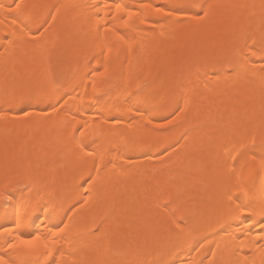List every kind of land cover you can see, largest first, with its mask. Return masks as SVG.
Segmentation results:
<instances>
[{"label":"bare ground","instance_id":"1","mask_svg":"<svg viewBox=\"0 0 264 264\" xmlns=\"http://www.w3.org/2000/svg\"><path fill=\"white\" fill-rule=\"evenodd\" d=\"M24 2L61 7L50 29L48 38L55 40V47L49 51L38 50L26 37L14 44L0 42V109L7 112V117L0 119V191L14 195L10 205L0 200V226L11 230L16 211L26 203L22 210L29 227L21 228L25 235L37 230L45 234L53 224H67L62 234L67 239L58 245L67 264H155L161 258L158 253L182 238L183 234L170 230L169 218L176 205L185 201L189 206L185 233L200 234L177 249L179 259L203 260L204 264L209 260L223 264L226 259L262 264L264 242L256 240L255 233L248 237L237 234L233 239L224 233L215 235L218 229L209 225L223 218L229 194L240 195L245 203L254 200L257 205L262 195L260 179L244 193L237 191L235 178L229 174L231 162L223 166L227 159L223 145L230 146L240 136L258 133L264 127V73L259 70V55L250 56L247 66L240 68L235 67L234 59V52L245 40L251 43V38L258 39L264 31V0H205L212 5L210 15L185 25H173L154 10L145 9L132 17L127 28L116 20L121 25L116 35L102 28L103 5L110 0ZM117 2L136 11L142 3L162 5L173 0ZM95 5H101L99 24ZM108 14H115L114 7ZM4 18L0 11V20ZM158 20L161 23L154 26ZM4 31L0 24V33ZM120 35L124 39H119ZM105 43L113 51L100 56ZM85 53L96 55L92 67L102 72L107 67L105 75L95 79V87L82 73L72 74L77 58L82 60ZM149 68L158 78L157 88L184 86L179 102L184 110L166 133L167 139L184 138L168 154L157 158L153 153L152 159L134 150L115 151L119 136L108 130L110 125L99 129L103 137L93 136L102 120L99 113L109 119L120 115L124 93L134 92ZM42 89L49 91L45 103L30 106L21 102L20 97ZM57 100L60 110L49 111L50 118H43L39 109ZM24 110L30 115L24 116ZM85 120L89 128L81 137L73 128H79L77 121ZM81 139L112 161L99 175L93 173L96 179L89 188L88 204L82 203L79 185L91 161L82 159ZM29 181L31 192L23 191L19 185ZM78 200L81 203L77 204ZM73 204L76 208L69 211ZM100 225L103 228L97 231ZM203 235L208 236L207 241ZM5 239L0 234V251ZM197 241H203V247ZM209 250L215 251L214 257ZM168 259H177V254Z\"/></svg>","mask_w":264,"mask_h":264},{"label":"snow or ice","instance_id":"2","mask_svg":"<svg viewBox=\"0 0 264 264\" xmlns=\"http://www.w3.org/2000/svg\"><path fill=\"white\" fill-rule=\"evenodd\" d=\"M37 7L43 9L42 12L37 13ZM61 5H28L24 0H12L11 3L5 4L0 0V11H3L5 18L0 20V24L4 25L6 31L0 33V42L6 41L8 44H14L16 40L21 37H26L28 42L36 45L38 50L49 51L55 47V40L50 39V29L54 26L57 20V13ZM97 9V23H100L99 11L101 5H95ZM115 9V14L109 16L108 10ZM104 22L102 28L105 32H112L113 35L118 33L121 25L116 24V20L122 22V26L127 28L129 21L133 16H139L145 9L154 10V12L163 17V19L170 21L173 25L191 24L193 21H200L206 19L210 13L212 5L205 2V0H173L171 3L154 5L151 3H142L138 9L134 11L129 6L117 2V0H110L109 3L103 5ZM141 23L144 20L141 19ZM161 21H154L153 24L159 25ZM33 25L35 27H33ZM155 30V27L153 29ZM101 28L96 29L99 36ZM124 39L122 35L118 37ZM106 39V37L104 38ZM105 49L107 52H105ZM113 51L112 47L105 43L101 47L99 55L106 56ZM259 55L260 72L264 73V31H261L259 38H251V43L245 40L243 45L234 52V59L236 61L235 67H246L250 56ZM96 55L89 56L87 53L83 55L82 60L77 58L76 68L72 70L73 77L83 74L90 80L95 87V79L104 76L107 72V67L102 72L99 68L92 67L91 61L96 59ZM229 66H232V61H229ZM52 84H55V78L49 77ZM139 79V78H138ZM157 77L151 75V68H149L148 76L136 84V90L126 91L124 95L126 99L121 102V114L112 116L111 119L104 116L101 111L99 116L102 120L97 124L98 131L93 132V136L100 138L104 136L102 129L104 125H110L109 131L115 132L119 136L118 146L114 149L119 151L120 148L127 150H134L145 155L149 159L153 158V153L158 158L160 155L168 154L170 148H174L179 143L181 136L176 140L166 138V133L172 130L174 126V118L184 109L179 107L180 99L182 98L183 85H174L167 89L157 88ZM264 80V78H262ZM49 99V91L41 90L36 94H29L20 97L21 102L32 104H43ZM15 100V97H13ZM66 104L67 101H64ZM62 105L57 100L56 103L48 102L46 108L39 109L43 118H50L48 113H57ZM167 112L168 115L163 113ZM24 116H29L27 110L23 111ZM81 115H83L81 113ZM7 117V112L0 109V119ZM79 123V128H73V132L80 133L83 137L84 132L89 128L88 121ZM119 129L117 132L116 130ZM257 134L260 139L257 140ZM186 135V134H185ZM162 137H165L162 139ZM74 140L76 136L72 137ZM95 143V139L92 140ZM226 155V160L223 161V166L228 167V162H231L229 174L235 178L237 191L244 193L246 189H250L257 179L261 181V199L257 205L255 201L245 203L240 195H228L227 209L223 214L221 220H217L215 225H209V228L215 227L218 229L215 235L219 236L221 233L231 236L233 239L237 238V234H243L245 237L255 233V239L264 242V127L259 129V132L253 131L250 136H240L235 143L223 145ZM80 152L82 159L91 161V167L83 173L80 179L83 181L79 188L83 189V204H88L91 199L89 188L95 181L96 175H99L102 168H107L111 159H106L104 153H97L95 149L90 148L88 143L83 139L80 140ZM111 152L108 153V156ZM88 185V187H85ZM23 191L31 192V182L19 185ZM14 199L12 191H0V200L6 205H10ZM179 199V198H178ZM81 203L80 200L77 204ZM175 203V202H174ZM28 205L22 203L21 210L16 211L15 220L12 224V229L0 226V234L6 237L3 250L0 251V264H67L64 259V251L60 245L61 240H66L67 237L62 234L67 228V224L61 227L60 224H53L48 228L47 233L41 234L38 230L35 233L29 232L27 235L21 231V228L27 229V214L22 209ZM168 207V205H165ZM76 204H73L69 211H73ZM258 209V210H257ZM189 215V206L187 202L180 201L176 208L172 210L169 218V228L174 230L182 238L174 245L168 248L166 252L158 253L161 257L155 264H204L203 260L188 261L179 259L178 248H182L189 243L195 235L189 231L185 233L188 228L187 216ZM63 223V221H61ZM103 225L97 227L100 231ZM15 230V231H13ZM94 235V233H92ZM15 236V239L8 237ZM208 236L203 235V241H207ZM203 241H197L203 247ZM243 245H241L242 247ZM264 246V245H262ZM211 255L215 256V251L209 250ZM173 253L177 254V259L172 260L168 257ZM59 257V259L57 258ZM73 264L78 262L73 261ZM208 264H215L213 260H209ZM223 264H240L237 260L233 262L231 259H226ZM264 264V261H262Z\"/></svg>","mask_w":264,"mask_h":264}]
</instances>
